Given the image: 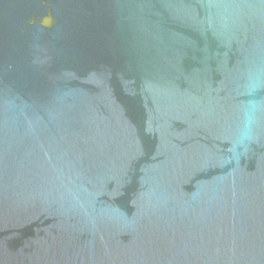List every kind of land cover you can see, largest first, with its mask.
Returning <instances> with one entry per match:
<instances>
[{
	"label": "water",
	"instance_id": "obj_1",
	"mask_svg": "<svg viewBox=\"0 0 264 264\" xmlns=\"http://www.w3.org/2000/svg\"><path fill=\"white\" fill-rule=\"evenodd\" d=\"M0 264H264V0H0Z\"/></svg>",
	"mask_w": 264,
	"mask_h": 264
}]
</instances>
